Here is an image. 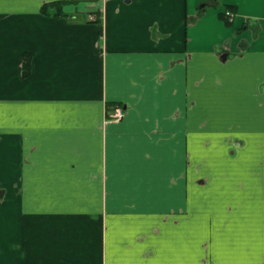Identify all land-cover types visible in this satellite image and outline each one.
<instances>
[{
    "label": "crops",
    "instance_id": "0c3cea01",
    "mask_svg": "<svg viewBox=\"0 0 264 264\" xmlns=\"http://www.w3.org/2000/svg\"><path fill=\"white\" fill-rule=\"evenodd\" d=\"M51 1L0 0V264H264V0Z\"/></svg>",
    "mask_w": 264,
    "mask_h": 264
},
{
    "label": "trees",
    "instance_id": "16d2710c",
    "mask_svg": "<svg viewBox=\"0 0 264 264\" xmlns=\"http://www.w3.org/2000/svg\"><path fill=\"white\" fill-rule=\"evenodd\" d=\"M210 1L211 0H207L202 2L199 5L198 8V12L197 15H200L204 9L207 6H210ZM68 1L66 0H59V1H51V2H46L43 3L40 7V12L42 14H46L49 16H54V17H66L69 20H74L76 19V14H72V13H67L63 11V4L66 3ZM229 8V7H228ZM229 14H226V11L224 13H220V17L221 19L225 22V24L227 25H231V17H232V13H230V11H228ZM96 21H98V18L95 19ZM30 60H31V55L30 54H26L23 58V62H22V70H21V74L22 76H27L29 73V69H30Z\"/></svg>",
    "mask_w": 264,
    "mask_h": 264
},
{
    "label": "built area",
    "instance_id": "2783aa9c",
    "mask_svg": "<svg viewBox=\"0 0 264 264\" xmlns=\"http://www.w3.org/2000/svg\"><path fill=\"white\" fill-rule=\"evenodd\" d=\"M226 14H229L228 11H226ZM125 113V110L121 104H115L113 107V110L110 111L108 114V117L110 119L118 120L120 119Z\"/></svg>",
    "mask_w": 264,
    "mask_h": 264
}]
</instances>
